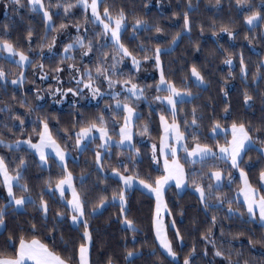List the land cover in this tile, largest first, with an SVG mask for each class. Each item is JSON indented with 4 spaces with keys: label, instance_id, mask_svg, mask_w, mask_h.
Listing matches in <instances>:
<instances>
[{
    "label": "trees",
    "instance_id": "trees-1",
    "mask_svg": "<svg viewBox=\"0 0 264 264\" xmlns=\"http://www.w3.org/2000/svg\"><path fill=\"white\" fill-rule=\"evenodd\" d=\"M44 1L47 6L49 0ZM5 2L7 0H0L1 10L4 11L1 13L0 10V40L7 39L17 48L22 49L29 55L32 64L27 66V77H25L22 86L12 85L10 81L6 88L0 86V107L8 105L11 108L10 112H0V138L6 143H12L19 138L37 139L38 133L42 130L40 120L46 119L57 142L64 147H69L76 140L75 134L80 128L98 115H103L111 133L119 136L118 126L124 117V112L115 109L113 98H104L98 103H90L86 101V98L80 96L77 103L56 106L52 98L45 92L57 88L58 85L65 89L77 88L75 83L64 81L63 77H71L67 65L75 63L83 70L84 66L90 65V63L98 64L102 59L100 45L107 44V47H104L102 51L112 55L114 52L112 42L106 41V37L99 35L102 33V27L93 23L89 12L85 13L82 7L71 9L67 17L63 9L58 10L59 15L55 14L56 9H52L54 13L52 26L56 31L49 28L46 33L42 13L31 12L27 6V0H22L25 6L18 11L6 10L3 7ZM55 2L56 0H52V3ZM62 2L74 4L76 0H62ZM188 2L189 0H164L162 8L151 0H103L99 8L103 12L104 7H108L113 15L123 9L127 20L126 28L121 35V43L138 58L143 59L145 55L150 57L139 70L140 74L125 67L126 71L121 76L130 79L131 83H145L148 87L150 86L149 88L154 87L153 93H156L155 84L158 76L155 75V66L152 62L154 49L159 44L162 49L166 50L160 57L165 78L174 82L178 88L187 86L194 93V98L177 104V118L183 131H185L184 121L190 122L192 119L193 108L197 109V117H203V119H198L199 142L211 144L225 142V136L222 133L212 139L210 133L214 121H219L221 128H228L233 120L242 121L250 127L256 145L244 152L240 165L246 170L252 186L259 189V174L261 170H264V143H261L264 141V101L261 99L264 96V78H261L264 77L262 62L264 57V20H260V23L253 27L246 25L243 17L250 13L247 10L238 11L235 0H220L219 5L216 4V0H191V11L188 9ZM250 3L254 6L253 10L260 11L264 16V8L260 7L262 0H250ZM185 11H188L189 14L191 32L182 35L175 45H171L172 36L183 31V13ZM174 13L177 15H173ZM85 16L89 18L87 22ZM136 18L147 21L152 30L138 29L134 33L132 25ZM61 23L67 24L68 27L79 25L86 40H93L97 46L94 51L88 56L81 57L82 50L76 49L71 53L75 57L74 61L65 60L61 64L63 54L50 55L45 47L43 57H41L39 55L41 44L51 43L52 37L56 38L60 32L65 30L59 28ZM5 25H7V32H5ZM213 25L215 26L213 27ZM221 25L231 27L234 31V38L229 37L227 33L220 32ZM156 26L162 28L163 32L156 33ZM201 27L203 28L202 33ZM30 29L33 35L29 43L28 31ZM246 36L248 39H245ZM141 45L145 51H141ZM29 47L32 49L31 52ZM170 47L171 50H167ZM229 55L236 61V65L233 67L224 66L223 61ZM241 56H243L247 68L246 81L241 77ZM41 63L44 65L43 70L34 67ZM193 65H196L204 76L207 82L206 87L198 88L193 82L190 72ZM57 66L65 69L59 74V82L54 71ZM0 67L8 73L9 79L18 77L19 73L23 71V67L13 63L4 52H0ZM229 72L232 73L231 78H229ZM42 75H46L47 79H41ZM42 88L44 91L41 90ZM222 88L224 92H227L226 97L221 91ZM245 91L253 97L250 107L244 104ZM37 92L41 94L39 96L42 99L37 98ZM150 97V101L143 100L139 105L134 103L140 110L134 128L135 148L130 150L112 146L109 151L110 155L105 154L103 158L104 170L102 171H97L95 164L98 139L80 152L79 159H69V168L74 175L75 187L87 201L85 218L92 234L90 264H108L109 258H111L112 264H125V247L137 248L143 253L135 261V264H173L171 259L159 248L155 239L154 197L138 187L126 191L127 216L135 222L139 229L135 234V242L132 240L133 233L126 230L125 225L121 222L123 216L120 212L119 201L112 202L113 193H119L122 183L112 176L111 171L113 168H119L123 172L124 169L120 167L121 162L129 169L126 174L134 175L138 172L141 179L151 177L154 180L157 176L164 174L161 167L156 165L151 158L152 145L157 144L160 138V113L170 116V112L161 104L154 106L155 97L153 94ZM24 100L27 101V106L21 107L20 102ZM29 106L35 110L30 112ZM225 106L230 109L227 119H224ZM12 116H19L24 121L22 128L19 120L11 119ZM5 124H7V128L4 126ZM145 125L148 126V132L141 135ZM255 129L260 131L257 132ZM193 131L195 130L192 128H188L186 131L189 142L192 141V138L188 134ZM135 149H139V156H135ZM0 155L5 158L12 173L20 159H24L26 168L22 169L21 183L28 185L30 194L37 204H39L40 196L43 195L49 205L47 221H44L42 213L31 205H27L20 211L9 208L6 216V228L2 230L3 235H0V248L6 246L10 234L14 238L23 234L30 239L33 235L29 232L32 223L37 226L35 233L37 238L49 244L50 247H53L51 235L55 236V250L61 255H68L61 242V235L70 249L78 248L79 243L83 242V225L81 224L79 227L72 225L65 203L61 202L56 192L49 193L45 184L49 177L55 180L61 176V167L56 162H53L50 168L41 167L38 157L24 146L9 150L0 145ZM130 156L135 160L134 165L129 160ZM219 164L207 161L202 166L200 163L191 165L187 162V177L190 187L181 194L177 193L174 188H169L167 192V204L170 211L168 221L174 219L176 229L183 237L181 245L175 236L176 229H171L170 236L179 256L176 264H183L184 258L193 248H195V253L190 258L191 264H227L228 261L224 257L214 255V251L217 249L224 252L225 257L230 254L231 260L239 261V264H244L245 260L249 264H264V244H249L248 242L249 238L253 241L264 240V227H261L258 221L252 222L248 219L246 205L238 198L237 194L239 179L235 178L230 185L225 184L220 189L214 188L213 192L218 191L225 195L227 200L233 201L232 209H238L239 212L244 213L243 218L239 215L229 216L227 202L220 208L213 207L206 210L198 195L191 188L193 179L204 185L213 184L214 180H209L206 175L201 180V173L206 174L214 169L224 168ZM82 175L86 177L83 184L80 181ZM15 189L16 193L21 195L20 189ZM261 191L264 193V190ZM102 196L108 198L106 206L92 214L93 207L99 203ZM6 203V198L0 194V205ZM210 203L215 204L216 201L213 199ZM57 212H63L66 218L57 222L54 219ZM212 216H216L215 226L211 222ZM53 228H55L54 232H52ZM205 235H209V239L215 241V247L203 238ZM153 250L156 252L155 256L150 255Z\"/></svg>",
    "mask_w": 264,
    "mask_h": 264
},
{
    "label": "snow or ice",
    "instance_id": "snow-or-ice-1",
    "mask_svg": "<svg viewBox=\"0 0 264 264\" xmlns=\"http://www.w3.org/2000/svg\"><path fill=\"white\" fill-rule=\"evenodd\" d=\"M236 7L238 11L244 12L248 11L250 14L244 15L243 19L246 25L253 26L257 21L264 20V16L261 15V12L258 10H253V5L250 3V0H235ZM103 3V0H76V3H64L62 0H56L55 3H52V0H49V4L45 6L44 0H27V6L29 10L33 13H42L44 22H45V32L47 33L48 29L51 28L53 31L56 29L52 26L53 19V11L52 9H56V15H59V9H63L65 16L69 14L70 10L75 7H82L87 13L88 9H91V20L93 23H97L102 26V33L99 35L107 37L112 42V47L114 52L110 56L109 53L103 52L102 49L107 47V44L100 45L99 49L100 56L102 59L97 64L95 68L96 78L107 81L109 89L114 88L117 84L123 85V92H115L109 93L113 99H115L116 104L115 108L117 110H122L125 113L124 116V124L120 127L119 130V141H113L111 135L109 134V129L107 126V121L105 120L103 115H98L94 120L86 122L80 130L75 134L76 141L75 145L79 151H84L85 145L83 142L94 141L97 138L102 142L98 148L104 150L107 155H110L108 151L110 147L114 146L117 148L127 146L130 150L135 148V145L132 144L133 133L131 131V122L134 118H139V113H137L136 108L133 104L141 99H146L144 96L145 89L141 88L139 85L131 83V80H113L112 77L117 75L116 65L121 63L125 58H130L133 66L136 70H139L141 61L133 55V53L125 47L123 43H121V34L122 31L126 28V14L123 9H120L116 15H113L112 11L108 7H104L103 14L99 11V5ZM216 4H220V0H216ZM25 5L22 0H7L3 4V7L8 10L12 9L14 11H18L23 8ZM261 8H264V0L260 5ZM189 11L192 10L191 0L188 2ZM173 15H177L174 13ZM88 17L85 16V21H88ZM183 31L177 32L171 38V45H175L178 40L184 34H190L191 25L189 20L188 11L183 13ZM215 25H213L214 27ZM5 27V32H7V25ZM68 27L67 24L61 23L59 25L60 29H66ZM133 32L135 33L138 29H143L145 31H151V27L147 24V21L136 18L133 25ZM77 33H79L80 28L79 25H76ZM156 33H162L163 29L159 26L155 27ZM203 32V28L201 27V33ZM220 32L227 33L229 37L234 38V31L228 25H221ZM110 33V36H109ZM33 35L32 30L28 31V39L29 43L31 41V37ZM215 35V33H214ZM46 38V37H45ZM245 39H248L246 36ZM56 38L52 37L51 43L41 44L39 55L43 57V49L47 47L49 52L55 47ZM97 46L94 44L93 40L87 39L86 36L77 35L71 43H68L64 46L63 56L61 58L60 63L63 64L65 60H73L75 57L71 55V53L76 50H82L80 55L81 57L88 56L90 53L94 51ZM141 51H145L143 45L140 46ZM167 50H171V47ZM197 50L198 47H197ZM29 51L32 49L29 47ZM166 51L162 49L159 44L156 45L154 49V60L156 67L160 70V79L159 82L155 85L156 91H166L168 93L167 96H156L155 99L160 101L162 104L166 102V105L171 106V116L172 121L169 123L168 119L165 115H160V124L163 128V135L161 136V142L159 146V152L164 157L163 161V175L157 176L154 180L151 177L148 179L139 178V173H135L134 175H127L129 169L127 165L121 162L120 167L124 169L123 172L120 171L119 168L112 169V176L117 178L119 182L122 183V188L119 193H113L112 202L115 203L118 199L120 205V212L123 216V220L121 221L123 225H125L126 230L133 233L132 240L135 242L136 236L135 234L139 231L135 222L128 218L127 216V200H126V191L131 189L133 185L138 184L142 186L143 189H146L148 192L155 195L156 198V210L155 216L153 218V228L155 232V239L158 241L159 248L164 251V253L171 258L173 264H176L178 261L177 252L173 248L172 240L169 239L167 234V226L165 225L163 218L161 216L162 211L168 212L167 204L164 201V192L166 186H170V181H175L176 187L179 189L182 186H186L187 174L185 172L184 166L180 163L177 152L179 148H182L186 153V162H190L192 164L200 163L202 166L206 164L207 161L212 160H221L226 164L230 162V166L232 169H239L240 178L243 182V187L240 189L244 196V204L246 205V212L248 214V219L252 222H255L257 218L260 222V226L264 227V193L261 190H264V170H261L259 174L260 187L259 189L254 188L252 184L249 182L247 173L240 168V164L243 160V153L246 152L249 148L254 146L253 136L251 135V129L242 121L233 120L230 125V135L231 139H227L229 134V128L225 127L223 129V134L225 136V143L219 144L217 142L215 146V150L212 146L207 143H200L198 130L200 125L198 124V119H203V117H197V109L193 108L191 112L192 119L189 122L188 120L184 121L185 131H181L180 125L177 123V103H183L185 97H192V93L190 88L187 86L178 89L176 85L165 79L163 68L161 66V54ZM0 52H6L8 54V58H15L12 62L17 64L19 67L26 66L28 64H32V60L29 55H27L22 49L17 48L12 42L7 39L0 40ZM150 57L145 55L143 57L144 61L149 60ZM111 60L113 63L108 64V61ZM224 64L232 66L233 59L229 55L224 61ZM107 65V66H106ZM34 67H38L43 70L44 65L37 64ZM67 69L70 73H79V79L76 78L75 75L71 76V79L75 81L77 86L83 84L84 89L89 90L92 93L93 98L97 96L102 97V93L99 87H94L93 84V71L91 68H83L81 70L75 63H70L67 65ZM65 69L63 67L57 66L54 71L57 74V80L59 82V74L62 73ZM240 70L241 77L246 81L247 79V68L244 64L243 56L240 59ZM191 76L194 78V83L196 87H206L205 78L198 70L196 65L191 67ZM229 78H231L232 73L229 72ZM46 75H42L41 79H46ZM87 78V79H85ZM264 78V77H261ZM255 79V78H254ZM25 80L24 72H20L18 77L12 79L10 83L16 86H22ZM0 86L6 88L9 84L8 73L0 67ZM150 87V86H149ZM79 87L76 89L68 88L66 91H62L61 88H56L52 91V95L56 96L57 94L66 96L71 93L73 96L82 95L83 90ZM224 92V89H221ZM125 96V100L121 101L119 97L121 95ZM37 98L42 99L39 96V92H37ZM225 97L227 96V92H224ZM15 99V97H13ZM262 101H264V96H262ZM253 101V97L245 91L244 93V104L248 107L251 106V102ZM21 107L27 106V101H21ZM111 107V106H109ZM28 110L34 111L35 109L28 107ZM11 108L8 105L4 107H0V112H10ZM224 119H227L230 115L229 107L225 106L224 108ZM11 119L19 120L21 128L24 124V121L20 119L19 116H12ZM39 119V118H38ZM40 123L42 124V131L38 133V141L36 143L32 142V139L29 138L27 141L16 140L12 143H6L2 138H0V145L12 150L13 148L19 149L21 144H27L30 149L34 150L35 154H38L39 161L41 163V167L46 165V161L50 152H54L55 156L58 158V162L60 163V167L62 169V174L59 178L55 180L49 177L45 184L47 185V190L49 193H54L56 191L60 194V200L62 203H65V192L66 186L67 189H71V199L66 200L65 207L68 209L70 214V220L73 226L79 227L81 224L83 225V233H82V243H79L78 248L70 249L69 245L66 241H64L63 236L61 235V242L64 244V249L68 252V255H61L58 251L55 250V236L51 235V239L53 242V247H50L49 244L44 243L41 239L37 238L35 235L37 231V226L35 223L31 224L29 232L33 235L29 239L25 235L21 234L18 238H14L11 234L8 236L6 241V246L4 248H0V264H90V247L92 244V234L89 231V224L86 216V204L87 201L84 196L79 193L74 184H73V175L67 169L66 164V156L67 152L61 145L57 142V140L53 137L51 130L49 129V124L46 119H41ZM115 123V120H113ZM6 128L7 124L4 125ZM188 128H192L195 131L189 133L193 141V146L191 150H189V146L187 144L188 136L185 134ZM23 130V129H22ZM221 125L219 121H214L211 128V137L215 139L217 135H220ZM11 131V129H9ZM255 131H260L259 129H255ZM148 132V126L145 125L143 132L141 135H144ZM94 133H99L97 137ZM175 141V143H171L170 141ZM261 143H264L262 141ZM135 156H139V149H135ZM169 157L171 159H169ZM152 160L154 162L157 161V145H152ZM190 158V159H189ZM130 162L135 164V160L132 156L129 157ZM95 164L97 171L103 170V156L100 150H97L95 153ZM26 168V162L23 158L20 159L19 164L14 170V174L10 173L8 164L5 162V158L0 156V184L3 185L7 190L8 201L4 205H0V229L6 228V216L8 215V209L13 208L16 211L22 210L25 206L31 205L37 208L38 211L42 213V219L44 221L48 220L49 213V205L46 200H44L43 195L40 196L39 204L37 201L32 198L30 195V190L26 183H21L23 179L22 169ZM207 176L209 180H214L215 184L209 183L204 185L203 183H198L196 179L192 180V184L195 188V191L199 194V200L204 208L207 210L209 208H220L223 206L225 202L228 203V213L229 216L239 215L243 218L244 213L239 212V210H233L231 205L233 201L227 200L226 196L217 192H213V189H220L222 184L223 173L221 170L217 169L214 171H209L206 174L201 173V180L204 176ZM229 176V184L232 180V174L228 173ZM86 179L85 176L80 177V181L83 184V181ZM151 180V182H149ZM54 184V187H53ZM14 188H19L21 195L17 196L14 192ZM215 200L216 203H210L211 200ZM108 198L102 196L99 199V203L95 205L92 209V214H95L96 211L100 208L106 206ZM237 202H239L237 200ZM170 214V212H169ZM65 214L63 212H57L55 216V220L57 222L63 221L65 219ZM212 225L216 224V216H212ZM46 226V224H45ZM172 227L175 228V221H172ZM55 231V228L52 229V232ZM223 235V233H221ZM0 235H3V232L0 231ZM210 235V233H209ZM209 235H205L203 238L211 243L213 247H215V241L209 239ZM175 236L178 240L183 241V237L180 234L178 229L175 230ZM18 240V243H17ZM249 244L261 243L264 244V240L261 241H253L249 238ZM10 249V250H9ZM195 253V248L184 258L183 264H191L190 258ZM206 254V253H205ZM143 253L140 249L137 248H127L124 250V260L125 264H135V261L139 259ZM150 255L155 256L156 252L153 250ZM217 257H224L228 264H239V261L233 262L231 260V255L229 254L225 257V253L217 249L214 253ZM239 255V254H238ZM159 260V257H157ZM108 264H112L111 258H109ZM244 264H249L247 260L244 261Z\"/></svg>",
    "mask_w": 264,
    "mask_h": 264
},
{
    "label": "rangeland",
    "instance_id": "rangeland-1",
    "mask_svg": "<svg viewBox=\"0 0 264 264\" xmlns=\"http://www.w3.org/2000/svg\"><path fill=\"white\" fill-rule=\"evenodd\" d=\"M154 4H156V5H158V6H160V7H162L163 6V1L164 0H151ZM89 2H90V0H89ZM44 3H45V1H44ZM46 6V5H45ZM99 7H100V5H99ZM163 8V7H162ZM0 10H1V7H0ZM99 11H100V8H99ZM4 11L3 10H1V13H3ZM88 12H89V14H90V16H91V9L89 8L88 9ZM101 12V11H100ZM101 14H103V12H101ZM52 23V22H51ZM260 23V21H257L256 22V24L255 25H258ZM255 25H253V26H255ZM253 26H249V27H253ZM102 27V26H101ZM124 31V30H123ZM122 31V32H123ZM77 35H81V36H84L82 33H81V29H80V31H79V33H77V30H76V27H72V26H70V27H67L64 31H62V32H60L58 35H57V39H56V42H55V47L52 49V51L51 52H49V50H48V54H50V55H52V54H54V53H62L63 54V49H64V46L66 45V44H68V43H71L72 41H73V39L77 36ZM122 35V34H121ZM109 36H110V33H109ZM106 41H111L109 38H107L106 37ZM5 53V55L8 57V54L6 53V52H4ZM138 60H140L141 61V64H140V67H139V70H141V68H142V66H143V64H144V60L142 59V58H138V57H136ZM11 60H13V59H17L18 60V57H15V58H10ZM152 62L154 63V66H155V75L156 76H158V80H157V82H156V84L159 82V79H160V70L156 67V65H155V60H154V58H152ZM262 62H263V65H264V57H263V60H262ZM111 63H113V61H111V60H109L108 61V64H111ZM236 65V61H235V59H233V65L232 66H229V65H226V64H224V66L225 67H233V66H235ZM27 66L28 65H26V66H23V71L22 72H24V74H25V77H27V73H26V69H27ZM96 66H97V64H95V63H90V65H86V66H84V68L85 67H87V68H91L92 69V71H93V84H94V87H99L100 88V91H101V93L103 94L102 95V97L101 96H97V97H95V98H93V96H92V93L89 91V90H87V89H84V86H83V84H81V85H79V86H77V87H79V88H81V89H84L83 90V94L82 95H77V96H73L71 93H69L68 95H66V96H63V95H59V94H57L56 96H53L51 93H52V91H54L56 88H54V89H49V90H47V91H45L46 93H47V96H49V97H51L52 98V101H53V103H54V105H56V106H64L65 104H67V103H77L78 102V100H79V98H80V96H83L84 98H86V101L87 102H90V103H98V102H100L101 100H103L104 98H112V96L111 95H109V93H115V92H123L124 90H123V85L122 84H117L114 88H112V89H109V86H108V83H107V81H105V80H103V78L101 77L100 79H97L96 78V74H95V68H96ZM107 66V65H106ZM161 66H162V63H161ZM125 67H127V68H131V69H133L134 71H136L137 73H139L140 74V71L138 70H136V68L133 66V64H132V61H131V59L130 58H125L121 63H119V64H117L116 65V69H117V75H114L113 77H112V79L113 80H120V81H124V80H128V78H126V77H122L121 76V74H124L125 73ZM163 68V67H162ZM73 75H75L76 76V78L77 79H79V76H77L78 75V73H71V76H73ZM151 76V75H150ZM9 77V76H8ZM47 77V76H46ZM192 77V76H191ZM17 78V77H16ZM64 78V81H66V82H73V83H75V81L74 80H72L71 79V77H67V76H65V77H63ZM62 78V79H63ZM13 79H15V78H13ZM47 79V78H46ZM85 79H87V78H85ZM166 79V78H165ZM8 80L9 81H11L12 79H9L8 78ZM167 80V79H166ZM192 80L194 81V78L192 77ZM46 81H48V80H46ZM169 81V80H168ZM172 82V81H171ZM174 83V82H173ZM61 84H62V82H61ZM76 84V83H75ZM134 84H137V85H139L141 88H144L145 89V92H144V96L146 97V99H142V100H139V101H137L136 103H138V105L140 104V103H142V101L144 100V101H150L151 100V97H150V95H154V97H156V96H167L168 95V93L166 92V91H161V92H156V93H153L154 92V87H151V88H149L145 83H134ZM155 84V85H156ZM207 84V82L205 81V85ZM77 85V84H76ZM58 87L59 88H61V90L62 91H66L67 89H65V88H62L61 87V85L59 86L58 85ZM57 87V88H58ZM177 87V86H176ZM178 88V87H177ZM74 89V88H73ZM76 89V88H75ZM178 89H182V88H178ZM42 91H44L43 90V88L41 89ZM40 90V91H41ZM192 93V97L194 96V93L193 92H191ZM39 95H41L40 93H39ZM119 99L121 100V101H124L125 100V96L122 94L120 97H119ZM189 99H191V98H188V97H185V100H189ZM115 104H116V101H115V99H114V101H113V106L115 107ZM156 104H159V106H160V104L161 105H163L169 112H170V116H167L166 114H163V113H160V115L161 114H163V115H165V117L168 119V121H169V123H171V121H172V116H171V106L170 105H166V102L165 103H161L160 101H157L156 99H155V104H154V106H156ZM178 104V103H177ZM133 106L136 108V111H137V113H139V109L133 104ZM176 108H177V105H176ZM116 109V108H115ZM124 116H125V113H124ZM159 118H160V116H159ZM176 120H177V123L180 125V122H179V120H178V118L176 117ZM135 121H136V118H134L133 119V121L131 122V125H130V127H131V131H132V133H133V138H132V144H134L135 145ZM119 126H118V133H119V130H120V127L121 126H123V124H124V117H123V119L121 120V122H119ZM159 125H160V129H161V134H160V138H159V141H158V143L156 144L157 145V161L155 162V164L156 165H158L159 167H161V169L163 170V161H164V157L160 154V152H159V146H160V142H161V136L163 135V128H162V126H161V124H160V119H159ZM180 127H181V125H180ZM229 128V132H230V126L228 127ZM49 129H50V127H49ZM108 129H109V134L111 135V137H112V140L115 142V141H119V139H120V137L119 136H115V135H113L112 133H111V131H110V127H108ZM223 129L224 128H221V130H220V132L223 134ZM42 131V130H41ZM181 131H183V129H182V127H181ZM52 133V132H51ZM186 135H187V133H185ZM53 135V134H52ZM94 135H96L97 137L99 136V133H94ZM54 137V136H53ZM39 138V137H38ZM38 138L37 139H33L32 137H31V139H32V142L33 143H36L37 141H38ZM55 138V137H54ZM29 138H19V140H22V141H27ZM98 139V138H97ZM228 139H231V135L229 134V137H228ZM99 140V139H98ZM253 140H254V138H253ZM76 141V140H75ZM75 141L72 143V145L70 146L69 145V147L68 146H63V145H61L59 142V144L61 145V147L62 148H64L65 149V151L67 152V156H66V164H67V169H68V171H70L71 172V170H70V168H69V159L70 158H73V159H79V154H80V152L81 151H79L77 148H76V145H75ZM91 142H93V141H91ZM91 142H88V141H85V142H83V144L85 145V147L87 146V145H89V144H91ZM171 143H175V141L173 140V141H170ZM255 142V141H254ZM102 142L99 140V142L98 143H96V145H97V148H96V151L97 150H100L101 151V154H102V156H103V158H104V156H105V152H104V150H102V149H99L98 148V146L101 144ZM200 143H202V144H204V142H200ZM225 142H222V143H219V144H224ZM187 144H188V146H189V150H191V147L193 146V141H188L187 140ZM207 144H209L210 146H212L213 148H214V150H215V146H216V144H211V143H207ZM256 145V143H254V146ZM21 146H24V147H26V148H28V149H30L29 147H28V145L27 144H21ZM123 148H128L127 146H124ZM33 153H34V150L33 149H30ZM111 150V147L109 148V150L108 151H110ZM35 154V153H34ZM244 154V153H243ZM37 157H38V159H39V156H38V154H35ZM177 155H178V158H179V161H180V163L184 166V169H185V172H186V174H187V162H186V159H185V157H186V153L184 152V150L182 149V148H179V150H178V152H177ZM1 156V155H0ZM169 159H171L170 157H169ZM190 159V158H189ZM209 161H211V162H215V163H220L219 165H222L224 168H218L219 170H221L222 171V173H223V178H222V184H223V186L225 185V184H227V185H230L233 181H234V179L235 178H238L239 179V187H238V189H237V194H238V198L240 199V200H242V201H244V196H243V194H242V192H240V189L243 187V182H242V180H241V178H240V174H239V169H232L231 168V166H230V162L229 163H225L224 161H221V160H216V161H212V160H209ZM53 162H56L59 166H60V163L58 162V158L55 156V153L54 152H50V154H49V156H48V159H47V161H46V165L44 166V167H46V168H50V167H52V165H53ZM188 163H190V162H188ZM191 165H193L192 163H190ZM240 168H242L241 167V165H240ZM245 172H246V170L244 169V168H242ZM103 170H104V167H103ZM214 170H217V169H214ZM214 170H212V171H214ZM10 171V170H9ZM10 173H12L11 171H10ZM72 173V172H71ZM228 173H231L232 174V180H231V183L229 184V176H228ZM247 173V172H246ZM12 174H14V173H12ZM111 174H112V171H111ZM72 175H73V173H72ZM127 175H132V174H127ZM73 178H74V175H73ZM0 180H2V177H0ZM73 184H74V186H75V181H74V179H73ZM213 184H215V181H213ZM169 185L170 186H166V189H165V192H164V201H165V203L167 204V192H168V190H169V188H174V189H176V191H177V193H179V194H181V193H183L184 192V190L185 189H187L188 187H190L189 185V181H188V177H187V180H186V186H182L181 188H177L176 187V185H175V181H170L169 182ZM53 187H54V185H53ZM134 187H138V188H141V189H143L142 188V186H140L139 184H138V182H137V184H135V185H133V187L132 188H134ZM76 188V187H75ZM192 188V190L198 195V197H199V194L195 191V188H194V186H192L191 187ZM77 190V189H76ZM144 191H146V192H148L146 189H143ZM14 192L16 193V189L14 188ZM56 193H57V195L60 197V194H59V192L58 191H56ZM149 194H151L153 197H154V199H155V210H156V198H155V195L154 194H152V193H150V192H148ZM0 194L1 195H3L5 198H6V200L8 201V197H7V190H6V188H4L3 187V185L2 184H0ZM126 194V193H125ZM16 195L17 196H19L17 193H16ZM31 195V194H30ZM32 196V195H31ZM65 197H66V199H65V203H66V200H68V199H71V189H67V186H66V192H65ZM32 198L34 199V197L32 196ZM117 201H118V199H117ZM107 204V203H106ZM26 207V206H25ZM24 207V208H25ZM23 208V209H24ZM167 208H168V210H169V207H168V204H167ZM22 209V210H23ZM102 208H100V209H98L96 212H98V211H100ZM169 212L170 211H168V212H164V211H162V213H161V216H162V218H163V221H164V223H165V225L167 226V234H168V237H169V239L170 240H172V238H171V236H170V231H171V229H176L177 228V226H176V224H175V228H173L172 227V221L174 220V219H170L169 221H168V216H170V214H169ZM154 216H155V211H154V215H153V218H154ZM256 221H258L259 222V219H258V212H257V218H256ZM70 222H71V220H70ZM260 223V222H259ZM3 229H0V231H2ZM155 233V232H154ZM180 241V240H179ZM158 242V241H157ZM181 242V241H180ZM172 243H173V240H172ZM173 248H174V250H175V247H174V244H173ZM162 250V249H161ZM163 251V250H162ZM176 251V250H175ZM164 252V251H163ZM214 253H215V251H214ZM178 255V254H177ZM217 257V256H216ZM170 258V257H169ZM171 259V258H170ZM178 260H179V256H178ZM228 264V263H227Z\"/></svg>",
    "mask_w": 264,
    "mask_h": 264
}]
</instances>
